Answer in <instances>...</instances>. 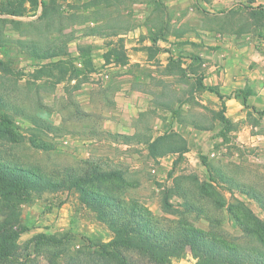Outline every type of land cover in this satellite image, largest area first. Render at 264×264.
I'll return each mask as SVG.
<instances>
[{
  "label": "crops",
  "instance_id": "1",
  "mask_svg": "<svg viewBox=\"0 0 264 264\" xmlns=\"http://www.w3.org/2000/svg\"><path fill=\"white\" fill-rule=\"evenodd\" d=\"M3 1L0 7L5 5ZM130 7L135 11L139 6ZM143 9L139 14H130L128 9L124 16L138 25L124 28L118 24L96 40L82 32L85 40L81 44L102 45L93 49L90 61L81 46L70 48V54L62 57L63 80L53 87L52 100L55 103L56 97L62 96L69 109L63 114L54 109L51 124L56 129L60 119H79V127L71 122L65 126L67 154L81 161L96 157L111 164L124 184L113 193L126 203L142 199L151 215H162L164 184L173 181L177 165H190L192 143L198 141L200 132L214 130V122L206 129L197 124L199 113L214 116L215 101H219L227 118L242 108L264 117V0H156ZM18 18L0 12V23L7 27ZM9 32L5 30L3 38L7 39ZM39 67L33 62L3 63L0 82L7 84L4 89L15 90L18 100L24 89L30 90L32 102L35 97L39 108ZM53 78L56 83L59 72L55 71ZM235 92H244L246 105ZM4 97L6 92H1L0 113L17 123L25 122L23 112L7 109ZM29 125L33 128L35 124ZM88 135L98 137L87 139ZM169 136L180 137V144L170 142ZM7 143L13 149L19 142ZM132 174L138 176L133 181L129 179ZM50 193L53 202L48 203V209L37 206L38 214L31 215L39 222L22 230L17 242L25 232L32 238L70 233L77 207L86 205L73 187ZM195 227L215 229L237 240L243 236L239 229L232 233L227 223L217 228L210 222Z\"/></svg>",
  "mask_w": 264,
  "mask_h": 264
},
{
  "label": "rangeland",
  "instance_id": "2",
  "mask_svg": "<svg viewBox=\"0 0 264 264\" xmlns=\"http://www.w3.org/2000/svg\"><path fill=\"white\" fill-rule=\"evenodd\" d=\"M152 1L156 0L3 1L4 4L7 3V6L0 7V12L6 11L18 15L19 18L10 22L11 27H7L4 22L0 23V53L4 55L0 58V65L38 63L40 86L39 108H37L36 98L34 97L32 102L30 90L24 89V96L21 95L18 100L14 95L15 90L10 92L11 89H4L7 84L0 82V93L3 92L5 95L6 92L4 98L8 100L7 109L20 110L26 116L25 122L18 120L17 123L13 119L14 125L10 127L13 137L19 142L17 148L9 149L7 138H0V161L32 169L54 181H60L70 169L73 171L79 169L81 165L85 166V161L67 154L63 143L66 135L64 134L65 126L71 122L73 126L79 127V119H60L56 129H53L51 124L54 109H57L60 114L69 109L62 96L56 97L55 103L52 100L53 87L63 80L62 57L70 54V48L81 46L87 51L90 61L91 52L102 43L81 44L80 42L85 40L82 32L88 39L96 40L104 31L109 32L118 24L124 28L138 25L137 22L130 23L124 18L129 13L128 9L130 14H139ZM131 4L139 6L138 9L134 11L130 7ZM115 19L120 20V23L115 22ZM5 30L10 31L7 39L3 38ZM16 33H19V37ZM117 43L120 45H117L118 47L123 46L121 41ZM91 69L89 64V71ZM55 71L59 72L56 83L53 78ZM1 111L2 108H0ZM223 112H225L223 106L219 101H215L214 116L211 112L210 114L201 112L197 115L196 121L200 127L206 129L214 122V130L213 132L210 130L209 134L200 132L198 141L195 140V143H192L194 151L190 165H177L175 172L172 171L176 174L173 181L169 185L164 184L163 214L151 215L154 224L176 221L185 227H195L204 226L210 222L217 228L218 224L227 223L232 233H236L238 229L243 232L240 223L251 224L252 216L264 224V117L257 116L250 109L244 108L235 110L231 118L225 117ZM31 115L34 116L33 119ZM1 116L4 115L0 113ZM31 123L35 124L33 128L29 125ZM85 137L93 139L98 136ZM169 137L170 142L176 141L180 144V137ZM86 162L97 165L101 170H114L111 164L101 162L96 157ZM181 163L183 164L182 161ZM146 174L144 175L147 176ZM137 177L132 174L129 179L133 181ZM23 184L25 186L22 190L23 200L19 202L13 198L9 204L2 205L0 208V227L3 229L12 230L21 227L25 229L37 225L39 218L32 217L31 213L37 215L38 205L48 209V203L53 202L51 189L38 192L35 188L29 190V185L38 188L42 184L34 182ZM102 185L114 191L124 187L123 182H120L118 178L104 179ZM84 188L87 190L96 187L85 184ZM135 201L138 202L137 207L145 208L142 199ZM76 211L70 233L65 237L61 234L57 235V238L64 239L65 243L46 245V241L43 240L42 244L39 243L35 247L34 241L37 237L32 238V235L27 232L22 233L18 242L17 239L9 238L12 240L10 244L13 243L14 246L7 245L6 250L11 254L8 258H13L12 264H46L47 258H63L65 253L72 258H95L94 246L117 236L113 230H130L131 236L135 235L136 238H142L145 235L140 233L139 228L133 224L119 225L118 223L117 227L112 226L108 219L101 218L98 207L91 203L86 207H77ZM97 224H100V228ZM10 225H12L11 228H9ZM203 231H211V228ZM3 235L7 236V233ZM226 238L232 240L234 236L229 235ZM167 254L172 256L165 264H225L213 259L212 255L203 254L199 249L191 252L187 245L173 249ZM133 257L138 261V257ZM247 258L257 257L248 256ZM247 258L233 264H264V261L255 259L249 261ZM62 261L63 259H59V262Z\"/></svg>",
  "mask_w": 264,
  "mask_h": 264
},
{
  "label": "trees",
  "instance_id": "3",
  "mask_svg": "<svg viewBox=\"0 0 264 264\" xmlns=\"http://www.w3.org/2000/svg\"><path fill=\"white\" fill-rule=\"evenodd\" d=\"M4 6H7V3ZM241 93L242 96H240ZM234 94L235 97L241 98L243 104L246 105L244 92H235ZM0 122V138L6 137L7 141L17 142L11 131L12 125H14L12 120L6 116H1ZM84 165L73 171L70 169L60 181H54L32 169L1 160L0 208L2 205L9 204L13 198L19 202L23 200L22 190L25 188L23 184L25 182L42 184L38 188L29 185V190L35 188L38 192L46 189L55 190L60 187H73L78 191L80 201L86 206L89 203L97 206L101 218L108 219L112 226L117 227L118 223L119 225L133 224L139 228L140 233H145V235L142 238H136L135 235L131 236L130 230H113L117 236L94 246L96 249L95 258H72L65 253L63 258H47L46 264H165L167 259L169 260L172 256L167 252L183 245H187L191 252L194 249H199L203 254L212 255L213 259L225 264L244 261L248 256L257 257L247 258L249 261L253 259L264 261V224L255 217L252 216L251 224L240 223L243 228V236L240 240L227 239L215 229H211L212 232H205L196 227H185L176 221L156 225L146 207H137L138 202L135 200L126 203L114 194L111 188L102 185L104 179L117 178L118 173L116 171L101 170L97 165L86 161ZM3 184L4 186H2ZM85 184H91L96 188L85 190ZM11 227L12 225L9 228ZM22 230H24L23 227L12 230L0 227V249L2 248L0 250V264L13 263V258H8L11 254L6 250V246H14L13 243L10 244L12 241L10 239H16ZM4 233H7V236H4ZM36 237L35 247L43 240L46 241V245L57 244L58 242L65 243L62 239L43 234ZM78 255L81 256V254ZM133 256L138 257V261ZM59 259H63V261L59 262Z\"/></svg>",
  "mask_w": 264,
  "mask_h": 264
}]
</instances>
